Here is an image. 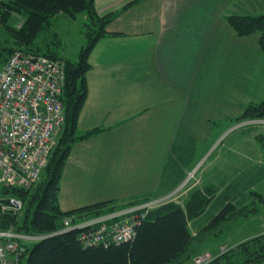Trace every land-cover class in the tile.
<instances>
[{
  "label": "crops",
  "instance_id": "0c3cea01",
  "mask_svg": "<svg viewBox=\"0 0 264 264\" xmlns=\"http://www.w3.org/2000/svg\"><path fill=\"white\" fill-rule=\"evenodd\" d=\"M260 4L94 0L97 15L111 20L88 55L77 134L93 135L73 145L64 166L63 211L173 192L179 199L187 173L199 167L201 185L181 204L190 230L229 204L254 202L264 181L257 133H225L249 104L264 100V51L259 33L240 36L227 17L254 15ZM81 14L87 30L90 18Z\"/></svg>",
  "mask_w": 264,
  "mask_h": 264
},
{
  "label": "trees",
  "instance_id": "16d2710c",
  "mask_svg": "<svg viewBox=\"0 0 264 264\" xmlns=\"http://www.w3.org/2000/svg\"><path fill=\"white\" fill-rule=\"evenodd\" d=\"M61 12L71 17L81 12L88 14L90 23L86 36L89 42L82 49L79 61L64 60L66 75L61 101L65 124L40 180L30 188L0 186V196L4 197L0 200V229L12 228L20 234L47 236L28 244V264H181L192 254L190 247L195 237L189 227L190 213L171 201L150 211L138 227L136 237L129 242L108 247H84L78 240V230L50 235L64 226L68 216H94L121 206L106 201L63 211L59 204L60 180L72 147L77 141L93 135V132L78 135L77 123L87 97L88 55L96 41L107 34L105 28L111 16H98L94 0H0L4 29L17 44L0 40V67L15 50L40 53L29 46ZM227 20L240 36L259 33L264 51V14L230 15ZM239 119H264V100L249 104ZM259 139L264 149V134ZM11 196L22 200L20 212L3 209L5 199ZM230 208L231 205H227L217 217L228 214ZM263 243L264 236L241 242L220 254L212 264H261L264 262Z\"/></svg>",
  "mask_w": 264,
  "mask_h": 264
},
{
  "label": "built area",
  "instance_id": "2783aa9c",
  "mask_svg": "<svg viewBox=\"0 0 264 264\" xmlns=\"http://www.w3.org/2000/svg\"><path fill=\"white\" fill-rule=\"evenodd\" d=\"M65 75L60 60L19 49L0 67V186L30 188L40 180L65 124L61 101ZM175 194L134 201L94 216H68L64 226L50 235L78 230L84 247L129 242L149 212L172 201ZM5 200L4 210L23 209L18 198ZM45 237L0 229V264H28V244ZM228 250L223 246L217 255L202 254L195 264H212Z\"/></svg>",
  "mask_w": 264,
  "mask_h": 264
},
{
  "label": "rangeland",
  "instance_id": "374dc122",
  "mask_svg": "<svg viewBox=\"0 0 264 264\" xmlns=\"http://www.w3.org/2000/svg\"><path fill=\"white\" fill-rule=\"evenodd\" d=\"M260 8H262V10H254L258 11L254 12L255 16L264 14V0H261L259 9ZM3 19L4 16L0 15V40L10 45H17L15 40L4 29ZM16 20L18 22L21 21L20 18H16ZM11 21H14V19L12 18ZM85 22L84 14L80 13L76 17H71L61 12L52 18L50 25L38 34L29 47L40 51V53H48L57 57L65 68L64 60L69 58L73 61H77L79 59L81 47L87 44V39L85 37V30L87 27L85 26ZM19 47L24 48L22 45ZM230 127L231 128H229L225 134L237 129L242 130L251 128L257 133L259 139V136L264 134V119L241 120L236 118ZM57 140L53 149L56 147ZM203 164L200 166L203 167ZM261 164L264 166L263 153L261 155ZM199 168L197 171L191 170L187 173L186 180L183 182V187L180 191V198L178 199L177 195L173 199L180 206L184 202V196L196 187V185H201V177L199 175L205 167L203 169ZM263 170L264 167H262V174H264ZM261 187V193L257 194L258 196L254 198V202L251 204L240 205L235 208H233L234 206L232 204H229L231 205V210L227 212L228 214L222 217H215L210 222H206L200 227H198L200 221H198L199 223L196 225L192 224L190 231L193 237H195L190 247V253L192 254L181 264H195L196 258L202 254L212 253L217 255L223 246L231 249L241 242L264 236V181H262ZM261 253L263 255L264 251Z\"/></svg>",
  "mask_w": 264,
  "mask_h": 264
},
{
  "label": "water",
  "instance_id": "95a60500",
  "mask_svg": "<svg viewBox=\"0 0 264 264\" xmlns=\"http://www.w3.org/2000/svg\"><path fill=\"white\" fill-rule=\"evenodd\" d=\"M261 264H264V262H263V263H261Z\"/></svg>",
  "mask_w": 264,
  "mask_h": 264
}]
</instances>
